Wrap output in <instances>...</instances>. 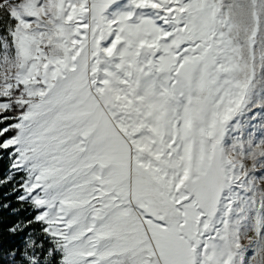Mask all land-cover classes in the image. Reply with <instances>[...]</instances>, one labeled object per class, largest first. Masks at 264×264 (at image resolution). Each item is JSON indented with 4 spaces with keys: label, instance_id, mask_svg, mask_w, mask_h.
<instances>
[{
    "label": "snow or ice",
    "instance_id": "1",
    "mask_svg": "<svg viewBox=\"0 0 264 264\" xmlns=\"http://www.w3.org/2000/svg\"><path fill=\"white\" fill-rule=\"evenodd\" d=\"M264 0H0V264H264Z\"/></svg>",
    "mask_w": 264,
    "mask_h": 264
},
{
    "label": "rangeland",
    "instance_id": "2",
    "mask_svg": "<svg viewBox=\"0 0 264 264\" xmlns=\"http://www.w3.org/2000/svg\"><path fill=\"white\" fill-rule=\"evenodd\" d=\"M261 122H264V114H256L255 119L251 121V123L259 125Z\"/></svg>",
    "mask_w": 264,
    "mask_h": 264
},
{
    "label": "trees",
    "instance_id": "3",
    "mask_svg": "<svg viewBox=\"0 0 264 264\" xmlns=\"http://www.w3.org/2000/svg\"><path fill=\"white\" fill-rule=\"evenodd\" d=\"M2 165H3V162H0V167H2Z\"/></svg>",
    "mask_w": 264,
    "mask_h": 264
}]
</instances>
